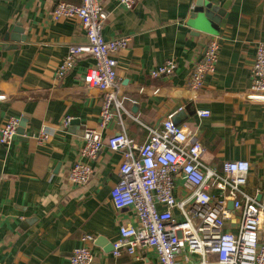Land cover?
Returning a JSON list of instances; mask_svg holds the SVG:
<instances>
[{"label":"crops","instance_id":"1","mask_svg":"<svg viewBox=\"0 0 264 264\" xmlns=\"http://www.w3.org/2000/svg\"><path fill=\"white\" fill-rule=\"evenodd\" d=\"M57 1L0 0V127L10 117L20 119L12 144L0 143V264H70L84 234L95 238L93 264H158L150 248L113 254L120 226L138 227L135 211L117 209L111 199L121 152L104 147L96 159H83L93 172L86 185L68 180L80 159L83 131L99 128L103 93L83 85L90 55L79 56L72 71L57 77L69 46L88 42L77 18L53 19ZM100 1L108 14L105 39H131L117 56L118 95L129 136L143 144L150 128L177 111L175 123L197 132L208 165L249 161L244 190L263 195L264 103L249 101L247 93L255 47L264 42V0H202L216 17L207 21L209 30L199 25V0H140L133 9L120 0ZM212 37L221 40L216 72L194 90L191 72ZM168 60L177 63L176 72L152 78L151 71ZM198 110L210 116L199 117ZM66 116L72 121L63 127ZM45 127L54 134L38 144L33 135ZM121 130L115 120L103 135ZM177 184L180 197L183 180ZM227 229L236 230L234 219Z\"/></svg>","mask_w":264,"mask_h":264},{"label":"built area","instance_id":"2","mask_svg":"<svg viewBox=\"0 0 264 264\" xmlns=\"http://www.w3.org/2000/svg\"><path fill=\"white\" fill-rule=\"evenodd\" d=\"M140 0H120L133 9ZM52 17L77 18L85 30L88 42L71 45L57 69L59 79L73 70L81 55H90L93 63L83 77L85 88L102 91L99 128H85L82 134L80 159L68 172V180L76 186L86 185L92 168L83 159H96L104 147L121 152L119 180L111 191L117 209L132 208L138 227L120 226V236L113 244L114 256L137 250L155 251L158 264H264V194L261 198L244 190L250 173L247 160H226L220 168L204 160L205 146L196 131L174 121L177 111L163 120L158 128L149 129V138L138 144L126 132L118 95V54L127 49L130 37L106 40L103 29L108 14L100 0H65L56 2ZM220 37H212L190 75L192 89L204 86L207 76L216 72L220 56ZM251 69V85L247 99L264 103V42L255 47ZM178 68L174 60L154 68L152 78L173 75ZM182 108H179L178 112ZM199 117L210 116L208 110H198ZM122 130L109 137L103 131L113 121ZM66 116L63 127L70 125ZM20 119L8 118L0 127V143L10 146L18 132ZM53 130L42 128L33 135L38 144L48 142ZM183 180L184 194L178 197L177 180ZM232 202V208L229 207ZM234 219V231L227 222ZM83 244L75 248L70 264H93L91 244L94 236L84 234Z\"/></svg>","mask_w":264,"mask_h":264},{"label":"water","instance_id":"3","mask_svg":"<svg viewBox=\"0 0 264 264\" xmlns=\"http://www.w3.org/2000/svg\"><path fill=\"white\" fill-rule=\"evenodd\" d=\"M199 6L203 7V11L201 12V15L198 16V20L200 22V26L204 29H212L210 24L207 23V21H211L212 20H216V17L214 16V10L211 6H208L206 4L202 3V0L198 1ZM13 38H18V34H13L12 35ZM261 198V196L259 197V199ZM233 204L231 203V205L229 204V207L232 208ZM101 241H105L103 239H101Z\"/></svg>","mask_w":264,"mask_h":264}]
</instances>
